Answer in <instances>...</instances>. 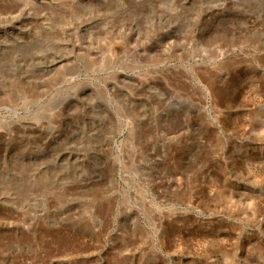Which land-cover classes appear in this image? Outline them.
<instances>
[{
	"label": "rangeland",
	"instance_id": "obj_1",
	"mask_svg": "<svg viewBox=\"0 0 264 264\" xmlns=\"http://www.w3.org/2000/svg\"><path fill=\"white\" fill-rule=\"evenodd\" d=\"M0 264H264V0H0Z\"/></svg>",
	"mask_w": 264,
	"mask_h": 264
}]
</instances>
